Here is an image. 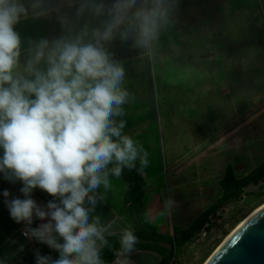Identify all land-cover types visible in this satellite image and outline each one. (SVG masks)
<instances>
[{
	"label": "clouds",
	"instance_id": "1",
	"mask_svg": "<svg viewBox=\"0 0 264 264\" xmlns=\"http://www.w3.org/2000/svg\"><path fill=\"white\" fill-rule=\"evenodd\" d=\"M177 7L178 0H0V174L21 183L24 198L2 194L22 234L59 253L36 249V264H104L107 227L99 216L90 220L98 190L138 158L141 170L148 163L117 120L130 94L108 46L131 40L151 56ZM53 17L58 36L22 40L23 21ZM35 189L54 199L38 205ZM34 218L47 222L32 227ZM137 242L126 229L115 264H130Z\"/></svg>",
	"mask_w": 264,
	"mask_h": 264
},
{
	"label": "rangeland",
	"instance_id": "2",
	"mask_svg": "<svg viewBox=\"0 0 264 264\" xmlns=\"http://www.w3.org/2000/svg\"><path fill=\"white\" fill-rule=\"evenodd\" d=\"M183 12L153 45V149L141 152L146 243L168 249V264H204L264 204L261 180L172 244L221 198L227 166L240 179L264 165V0H190Z\"/></svg>",
	"mask_w": 264,
	"mask_h": 264
},
{
	"label": "crops",
	"instance_id": "3",
	"mask_svg": "<svg viewBox=\"0 0 264 264\" xmlns=\"http://www.w3.org/2000/svg\"><path fill=\"white\" fill-rule=\"evenodd\" d=\"M197 1L199 3L200 0ZM189 6L190 0H178V7L175 12L182 14L184 13L183 10ZM17 30L21 33L22 40L27 37L51 39L60 34V27L54 17L52 20L23 21L17 26ZM108 47L114 58L121 61L125 68L126 75L123 87L130 94L128 102L123 105L125 115L118 117V120L122 119L126 124L123 133L131 136L138 147L153 149L151 145V138L154 133L152 112H155L156 108L154 109L152 101L153 87L156 86V83L153 80L155 73L152 71L157 69L159 62L153 59V54L149 56L143 50L133 47L131 40L121 42L116 39ZM136 164L141 170L139 158L135 162ZM144 169L141 170L142 174ZM109 182L110 186L107 190L103 186L98 190L95 210L90 214V220L99 216L101 225L107 227L105 237L123 234L126 229L135 230L127 205L124 202L126 182L111 174L109 175ZM21 187V183H10L3 178V174H0V264H36L34 250L37 248L32 239L22 235L23 223L18 224L10 218L4 202L5 197L2 194L7 189L11 194L9 199L13 197L23 199L24 197L20 193ZM32 198L42 207L54 199L40 189L33 191ZM46 222V220L41 221L34 218L33 224L35 223L38 227L39 224ZM109 225L110 227H108ZM109 233L113 234L110 235ZM49 251L53 259L59 257L58 252L50 248ZM127 259L130 264H148L150 261L152 264H158L161 256L152 251L137 250L132 252ZM116 260L117 257L109 264H115Z\"/></svg>",
	"mask_w": 264,
	"mask_h": 264
},
{
	"label": "trees",
	"instance_id": "4",
	"mask_svg": "<svg viewBox=\"0 0 264 264\" xmlns=\"http://www.w3.org/2000/svg\"><path fill=\"white\" fill-rule=\"evenodd\" d=\"M118 120V118H117ZM114 164L109 165V169ZM126 182L127 188L124 193V202L127 205L129 215L135 226L133 234L137 237V243L134 246L133 252L137 250H148L155 252L161 256V260L158 264H168V260L171 257L169 253L163 247H157L149 245L146 240L152 239V236L148 232V226L146 223V213L144 209V188L146 185L145 179L141 173L139 166L136 164L134 168H124L121 176L119 177ZM264 180V165L258 167L250 174L237 179L231 166H227L224 177L220 181V187L222 189L221 198L212 205L208 210L199 215V217L191 223V225L180 232L179 238L176 241L174 238L172 244L176 246V243L183 244L192 238L195 234L199 233L204 226L208 223V217L231 201H237L240 199L242 190L249 185H256L259 181ZM32 227H36L34 223ZM123 234H114L105 237L107 244L101 247V259L104 264L112 263L116 259L115 253L120 249V238ZM34 245L39 249L41 255L51 256L49 247L45 244L38 243L32 239ZM169 244V243H168Z\"/></svg>",
	"mask_w": 264,
	"mask_h": 264
},
{
	"label": "water",
	"instance_id": "5",
	"mask_svg": "<svg viewBox=\"0 0 264 264\" xmlns=\"http://www.w3.org/2000/svg\"><path fill=\"white\" fill-rule=\"evenodd\" d=\"M207 264H264V209L241 225Z\"/></svg>",
	"mask_w": 264,
	"mask_h": 264
},
{
	"label": "bare ground",
	"instance_id": "6",
	"mask_svg": "<svg viewBox=\"0 0 264 264\" xmlns=\"http://www.w3.org/2000/svg\"><path fill=\"white\" fill-rule=\"evenodd\" d=\"M261 209H264V204L259 205L255 209H253L241 222H239L236 227L230 231L229 234L226 235L222 243L215 249V251L210 255V257L204 262V264H207L209 259L213 256V254L223 245V243L241 226L243 225L248 219H250L254 214H256Z\"/></svg>",
	"mask_w": 264,
	"mask_h": 264
},
{
	"label": "built area",
	"instance_id": "7",
	"mask_svg": "<svg viewBox=\"0 0 264 264\" xmlns=\"http://www.w3.org/2000/svg\"><path fill=\"white\" fill-rule=\"evenodd\" d=\"M23 235V234H22ZM24 236V235H23ZM25 237V236H24Z\"/></svg>",
	"mask_w": 264,
	"mask_h": 264
}]
</instances>
